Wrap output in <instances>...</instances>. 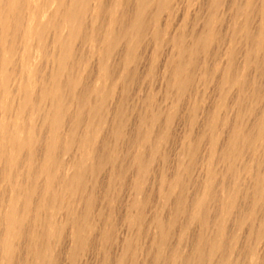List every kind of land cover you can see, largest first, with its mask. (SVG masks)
<instances>
[{
  "label": "rangeland",
  "instance_id": "374dc122",
  "mask_svg": "<svg viewBox=\"0 0 264 264\" xmlns=\"http://www.w3.org/2000/svg\"><path fill=\"white\" fill-rule=\"evenodd\" d=\"M100 4L93 23L88 14L83 18L97 42H76L79 63H68L77 82L48 174L32 177L31 168L49 164L51 128L34 114L23 117L35 142L23 151L14 181L32 192L19 196L31 210L20 233L6 239L11 248L0 251V264H264V0ZM131 21L137 35L118 40L106 56L98 52L108 31ZM200 34L209 44L193 48ZM26 43L17 45L12 66L36 90L55 68ZM187 48L194 50L190 59ZM179 59L186 65L180 89ZM243 132L253 138L241 144ZM70 133L73 141L63 150ZM232 135L239 151H231ZM11 174L0 181V237ZM49 182L48 195H59L65 182L70 193L39 210ZM197 198L202 202L195 206ZM34 245L45 250L38 262Z\"/></svg>",
  "mask_w": 264,
  "mask_h": 264
},
{
  "label": "bare ground",
  "instance_id": "6f19581e",
  "mask_svg": "<svg viewBox=\"0 0 264 264\" xmlns=\"http://www.w3.org/2000/svg\"><path fill=\"white\" fill-rule=\"evenodd\" d=\"M136 1L142 5L146 2H149L150 0ZM101 10L102 5L100 4V0H0V97L2 96L3 98L5 95V98H7V101L4 100L6 101L4 103L2 98H0V110L4 112L2 115L3 119H0V165L2 166L1 170L4 168L5 170L8 169L7 174H3L4 172H1L0 170V181L3 180L6 175L8 178L9 171L12 172L9 177L13 179L11 180L13 182V189L11 190L12 196L5 200L6 214L2 220L4 222L5 228L4 233H2L3 235L0 237V251L3 252L7 249V254L11 246L6 243V239L9 236H17L20 233L19 227L21 226L22 221L25 219L24 217L28 216L27 214L31 210L30 202H28L29 200L25 199L21 203L19 196L23 192H26L28 196H31L32 192L30 190H21V183H19V185L16 181V177H19L17 176V172L20 173L19 170L22 166L20 164L22 153L25 151V149H27L26 151L29 152L31 146L34 144L33 142H35V133L29 132L31 129L26 123H24L23 117L34 114L38 119H40L41 126L48 125L47 127L51 128V135H49L45 140L44 155L45 159L51 158V160L48 165L45 164V162L41 163L37 170L31 168L32 172H34L32 177L36 176V174H48V167L53 160L52 154L54 153V150L57 149V144L55 141L58 142V140L57 137L55 138V133L64 122V115L66 113L65 108L69 107L71 103L68 96L74 94L75 91H73V89L75 88L77 82L76 79L72 77L74 68L71 66V68L67 71L68 63L70 60L75 61V66H77L79 63L80 58L76 57V59L74 54V46L76 42L80 41L83 43L88 41H96L93 37H91L90 33L87 32V28H85L83 24V18L88 14V20H90V23H93L94 19L99 16ZM136 17L137 16L135 14L134 18ZM133 23L134 21L128 22L127 26L120 23L116 30L108 31L107 36L104 37L100 43H96V49L98 52H103L105 55L108 50L112 49L113 45L116 44L118 40L122 39L127 34L130 36L137 35L140 29ZM27 24L29 25L27 26ZM49 34L52 35L51 40L48 39ZM205 35L206 34L201 36L200 34L194 38L195 40L193 41V48H201L205 46L207 43L206 38L204 37ZM20 42H27L26 44L30 42L28 47H30L33 56H39L40 58L48 56V59L51 60L52 66L55 68V73H53L47 80L38 81L36 90L34 89L33 85L29 83H23V76L20 77L21 71L18 73L19 71L17 72L12 66L13 56L15 55L17 45ZM47 43L53 50L52 52L50 50V53L45 48ZM208 44L209 43H207V45ZM25 47H27V45ZM18 48H21V46ZM187 52L188 58L190 59L194 53V50L187 48ZM28 55H24L23 60H28ZM20 63L22 62L20 61ZM185 66L186 65H184V62H182L180 59L176 61L174 66V73L180 76V78L177 80L178 89L182 88L185 82L184 77L182 78L184 73H186ZM35 75H37V70L35 71L33 69L32 76ZM13 85L17 87L16 93H18L19 96L13 90ZM97 92L101 93L102 91L99 89ZM78 104L80 105L81 102H75V106H78ZM1 114L2 113H0V115ZM88 114H94V110H89ZM231 137L230 143L233 141L231 144V151H239L240 148L236 146L239 140L237 141L235 139L236 137L233 135ZM252 138L253 136H251L248 132H243L240 135L241 144L248 143V141H250ZM72 141L73 133H70L69 138L67 140L64 139L65 145L63 150L67 149L66 145L72 143ZM87 143V137H81L78 140V145H80L81 148H85ZM90 157L92 158V156ZM14 179H16V182ZM47 185H49V187L47 186L43 192L45 195L41 198V206L37 207L39 210L42 208L51 209L55 206L54 203L56 200L59 199V201H61L66 194L70 193V190H68V188L70 189L69 182H65L63 184L61 192L59 191V195L58 193H50L48 195L50 192L51 183L49 182ZM201 202V198L194 200L195 206L201 205ZM37 208L36 206L33 208L35 213L39 211ZM198 218L200 219L201 217L199 216ZM72 234L75 239L74 242L79 243L81 238L80 231L77 227L74 228ZM4 237L5 239H3ZM199 244L201 245L200 240ZM35 247L36 245H34V248ZM198 249L199 246L197 247V250ZM33 255L35 260L38 262L40 259L44 258V248H42L41 245H38L33 251ZM0 259L3 260L4 258Z\"/></svg>",
  "mask_w": 264,
  "mask_h": 264
}]
</instances>
